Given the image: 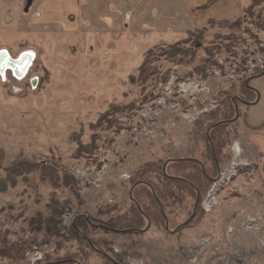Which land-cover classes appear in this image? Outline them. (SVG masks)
Instances as JSON below:
<instances>
[{"label":"rangeland","instance_id":"obj_1","mask_svg":"<svg viewBox=\"0 0 264 264\" xmlns=\"http://www.w3.org/2000/svg\"><path fill=\"white\" fill-rule=\"evenodd\" d=\"M37 10V2L22 10L21 35L0 33V51L13 58L36 54L21 80L7 71L3 81L0 74V121L44 117L42 123L36 117L37 129L17 138L18 145L0 129L4 165L21 151L66 172L75 185L55 186L36 174L0 192V232L26 249L24 260L0 257V264L66 258L112 264L97 251L82 255L78 242L66 239L75 215L107 223L127 213L133 187L144 181L157 189L168 158L196 157L217 172L207 129L224 118L218 104L241 95L256 75L263 76L250 84L260 90V102L240 105L244 119L222 128L215 155L221 180L201 195L216 202L212 208L200 202L199 213L177 232L154 220L142 233L86 225L85 234L123 264H264V126L258 128L264 122V1L253 7L252 0H79L69 27L44 23L45 33L35 35L25 26ZM29 38L40 50L27 47L35 43ZM13 125L19 134L31 126ZM190 192L166 199L172 230L194 210L197 195ZM51 201L67 205L53 235L32 222L50 216ZM250 216L259 233L245 230Z\"/></svg>","mask_w":264,"mask_h":264},{"label":"trees","instance_id":"obj_2","mask_svg":"<svg viewBox=\"0 0 264 264\" xmlns=\"http://www.w3.org/2000/svg\"><path fill=\"white\" fill-rule=\"evenodd\" d=\"M264 0H252V6L255 7L262 3ZM245 83V82H244ZM255 96L253 91L247 87L246 84H244L243 92L241 94L242 97L251 99ZM233 98V97H232ZM229 100V99H227ZM231 101V100H229ZM224 110V118H229V110ZM215 124V123H214ZM228 124H223L220 126H217L211 130V139L214 142L217 158L218 153L221 145V141L223 138V126ZM206 135V134H205ZM207 138V136H206ZM80 141V139H79ZM207 141L209 144H207V150L210 157H213V150L211 143L209 141V138H207ZM81 143V142H80ZM209 145V146H208ZM84 146L80 144L79 148L84 149ZM209 147L211 150H209ZM6 151L3 147L0 146V167H2V171H0V192L5 193L9 189H13L17 186L20 180L28 181L30 177L39 174V177L46 183H51L52 185L58 186L60 183H65L66 185L73 187L75 184V180L73 177H68V175L65 173L62 174V172H59L58 168L56 166H53L52 164L47 163L44 166V163H38L37 161L31 160L27 156L24 155L23 152L20 151V153L16 156L14 160H12L10 163L4 165V159H5ZM189 167H195L200 171V165L197 163H186ZM164 166V164H163ZM177 167L176 162H171L168 164L167 171L169 173H175ZM159 179V186L156 189L154 186V190L156 189L158 197L163 202L164 208L167 207L166 205V199L169 201H173L178 198V196H181L185 190L191 191L193 194H196V191L193 189L191 183L181 181V180H174L170 179L165 176L163 167L161 168V174ZM196 179L200 177V173H195ZM194 183L198 184L199 187L203 190L202 194L205 193V191L208 188L209 181L206 180V185L202 187L198 180L191 179ZM147 182L139 181L136 183V185L133 187V195L135 200L139 201L141 204V198L146 200V203H142L143 207L149 212L152 222L154 220L161 221L165 223V218L160 211L159 205L155 199L152 187L148 186L146 184ZM182 190V191H181ZM190 192V193H191ZM134 203V202H133ZM146 204V205H145ZM153 205L155 206V210L153 209ZM48 207L50 208L51 214L48 218L44 219L42 217L38 219H33L32 222H39L40 226L44 227L43 230L48 231V234L53 235L54 233L57 234L60 232V228H58V225L60 224L59 219L62 215V213L67 209L66 203H60L57 201H51L48 203ZM133 212L132 214L126 213L123 215H119L117 218H113L111 222H107L109 225L112 226H118L120 224L123 227H143V223L145 222L144 218L140 214L138 208L136 205L133 204ZM157 209V210H156ZM200 208L198 209L197 213H199ZM196 213V214H197ZM130 214V215H128ZM196 216V215H195ZM194 216V218H195ZM45 224V226H43ZM87 222L84 219H80L77 221V226H72V228L68 231L67 238L66 239H78L82 246H79L78 251L82 255H87L89 258V250L93 251L91 248L90 243L81 235L78 229L85 230ZM25 245L24 244H18L16 242H12L9 237L7 236V233L0 232V257H8L12 261L16 260H24L25 259ZM101 254V253H100ZM104 256L103 254H101ZM108 259V258H107ZM109 262H111L108 259ZM66 261L56 260V261H50L49 264H64ZM76 264V263H74Z\"/></svg>","mask_w":264,"mask_h":264},{"label":"flooded vegetation","instance_id":"obj_3","mask_svg":"<svg viewBox=\"0 0 264 264\" xmlns=\"http://www.w3.org/2000/svg\"><path fill=\"white\" fill-rule=\"evenodd\" d=\"M262 76L263 75H256V77H252L251 79H250V81H249V85L250 86H252L251 84H250V82L252 81V80H257V79H259V78H262ZM245 84L247 85V82L245 81ZM247 87L248 88H250L248 85H247ZM252 87H254V86H252ZM255 89H253V88H250L252 91H253V93H254V95H255V99H247V98H244V97H242L241 95H234L233 96V98H231V101H229V100H224L223 102H220L219 104H218V107H220V108H223V109H227V110H229V118H222L221 120H219L218 122H216L215 124H213V125H211L208 129H207V134L209 133H211V130L213 129V128H215V127H217V126H220V125H223V124H234V123H237L240 119H244V117H245V115L244 114H242V112H241V110H240V105H244V106H246V107H251V106H254L252 103L253 102H255L256 100H257V98H258V95H259V93L258 92H260V90L257 88V87H254ZM260 94H261V92H260ZM252 97H253V95H252ZM261 98H262V94H261V97H260V100H261ZM260 102V101H259ZM257 105V104H256ZM229 120H232L231 122L229 121ZM209 141H210V143H211V146H212V150H213V157H214V160H215V166H216V169L218 170L217 172H215V171H209L208 169H207V167L210 165V164H205L201 159H198V158H196V157H192V156H184V157H175V158H173V160H171V161H169L168 163H167V165H166V170H164V166H163V171H164V174H165V176L166 177H168V178H170V179H174V180H181V181H185V182H189V183H191V185H192V187H193V189L196 191V193H197V190L198 191H200V193H201V195H202V189L199 187V185L198 184H196V183H194L193 181H191V179H194V180H198L199 181V183H200V185L202 186V187H204L205 185H206V180L207 181H209V183L211 182V184L212 183H215L217 180H221L220 179V172H219V169H220V163H219V161H218V159L216 160V157H215V155H216V149H215V145H214V142L212 141V139L210 138L209 139ZM207 154L209 155V153H208V150H207ZM208 155H206V158H207V160H208ZM186 158H194V159H198L200 162H198V161H194V160H190V159H186ZM168 159H172V158H168ZM167 159V160H168ZM180 159H183V160H180ZM166 162V161H165ZM171 162H176L177 163V167H176V170H175V173H169L168 171H167V167H168V164L169 163H171ZM191 162H193V163H197V164H199L200 165V171L197 169V168H195V167H189V166H187L186 165V163H191ZM165 164V163H164ZM214 166H212V168H213ZM200 173V177H198V179H196V177H195V173ZM218 184V183H217ZM216 184V185H217ZM211 190V189H210ZM182 191V190H181ZM157 195V194H156ZM157 197H158V195H157ZM156 199V198H155ZM158 199L160 200V202H161V204H162V207H163V209H164V212H165V208H164V205H163V202L161 201V199L158 197ZM157 201V200H156ZM134 202V203H133ZM133 202H132V204H131V206H130V208H129V211L127 212V213H131L132 214V212H133V209H132V207H133V204L134 205H136L137 206V208H138V210H139V212H140V214L142 215V217L144 218V220H145V222L144 223H146V226H145V228H143V227H133V226H131V227H123V226H112V225H109L108 223H104V222H95L92 218H91V216H89L88 214H85V213H79V214H76L75 215V217H74V220H73V222L72 223H70V227L72 228V226L74 225V226H77V221L78 220H80V219H84L86 222H87V224L86 225H89V226H91L92 228H94V229H104V230H106V231H108V232H113V233H115V234H124V233H133V232H138V233H142L143 231H146V229H147V227H148V224H150L151 223V225H152V219H151V216H150V214H149V212L143 207V205H141L137 200H135V198L133 199ZM200 202H202V199H201V201ZM158 203V202H157ZM159 205V204H158ZM159 208H160V205H159ZM160 211H161V208H160ZM162 212V211H161ZM126 214V213H125ZM163 214V213H162ZM165 214H166V212H165ZM128 215H130V214H128ZM119 215H116L114 218H117ZM164 216V215H163ZM164 218H165V216H164ZM95 225H101V226H95ZM165 227H166V229H167V231H169V232H172L173 230L169 227V229L170 230H168V228H167V225H166V218H165ZM177 227V226H176ZM175 227V228H176ZM70 228V229H71ZM86 229V228H85ZM79 230V232L81 233V235L88 241V239L87 238H89L91 241H92V243H93V245L97 248V249H99V250H101V251H103V252H105V253H107L108 254V252L107 251H104V250H102L95 242H94V240H92L89 236H87L86 234H85V230H80V229H78ZM76 240V242H78V244L80 245V246H82V244L80 243V241L78 240V239H75ZM89 242V241H88ZM90 243V242H89ZM90 245H91V243H90ZM109 247H112V248H114V246L113 245H109ZM91 248H92V250L93 251H96L94 248H93V246L91 245ZM115 253H117V254H115V255H119V254H121V250H119V249H116L115 250ZM109 255V254H108ZM105 256V255H104ZM110 256V255H109ZM107 257V256H106ZM110 257H112V256H110ZM110 261H111V263L112 264H123L121 261H119V260H117V259H115V258H109V257H107ZM64 261H66V263L67 264H74V263H76V264H80L79 262L80 261H78V260H76V259H69V258H66V259H64Z\"/></svg>","mask_w":264,"mask_h":264},{"label":"crops","instance_id":"obj_4","mask_svg":"<svg viewBox=\"0 0 264 264\" xmlns=\"http://www.w3.org/2000/svg\"><path fill=\"white\" fill-rule=\"evenodd\" d=\"M29 1L31 2L30 8L33 6L34 2H37L38 10L35 12L36 13V16L34 17L35 19H32V21L34 20V22H32V26L28 27L26 24L25 27L28 29V32L30 34H35V35H37L36 33L38 34L45 33L43 31H40L42 27H44L43 26L44 23L55 22L57 24L62 25L63 27H69V24H68L69 15L80 11L79 10V0H27V1L26 0L25 1L24 0H0V33L11 31V33H17L19 35L22 34V31L19 30V28L22 25L21 16L19 17V15H21L22 10H25L26 12L27 3H29ZM24 2L26 3L25 5H24ZM30 8L28 9L29 12H30ZM28 41L35 42V43L32 46L29 45L27 47H33L36 50H40V47L42 45L41 43H37L35 39H31V38H29ZM18 49L16 48V50ZM30 53H32L31 56L33 59V54L35 53L34 52H30ZM32 59L30 57V63ZM37 116L41 118V119L39 118V120L42 123L43 122L42 118L44 117L39 116V115H33V114H31L30 116H26L25 120H22V118L19 116H17V118L15 119V115H14V120L2 118L0 121V129L4 131L5 135L13 138L14 143L18 145L19 139L22 137L21 135H24L27 137L32 134L31 133L32 130L37 129L38 127L37 126L38 118H36ZM13 124L22 125V126H25V124L26 125L31 124V126L26 127L25 128L26 131H24V129H21L23 131H21L19 134L18 133L19 131H17L16 129H13L14 128ZM20 147H21V144H20ZM20 147L19 149L21 150Z\"/></svg>","mask_w":264,"mask_h":264},{"label":"water","instance_id":"obj_5","mask_svg":"<svg viewBox=\"0 0 264 264\" xmlns=\"http://www.w3.org/2000/svg\"><path fill=\"white\" fill-rule=\"evenodd\" d=\"M30 5H31V2L29 1V3L27 4V10L29 9ZM0 54H1V59H0V60H1L4 64H6L7 66H10V67L14 68L15 70H20V68H21V69L23 68V64L21 65V63H20L19 60H16V59H14V58H10V57H8L6 51H0ZM25 56H30V54H25L23 57H25ZM6 57H7V58H6ZM21 62H23V61L21 60ZM0 68H1V67H0ZM250 79H251V78H249V79L246 80L247 85H248L250 88L255 89L254 87H252V86L249 85V81H250ZM258 93H259L258 98H257V100H256L255 102L252 103L253 105L258 104L259 101H260L261 94H260V92H258ZM229 121L231 122L232 120H229ZM262 126H264V122H263L260 126H258V128H261ZM256 128H257V127H256ZM186 159H190V160H194V161H198V162H200L198 159H194V158H186ZM171 160H173V158H172V159H168V160H166V162H165V164H164V170H166V165H167V163H168L169 161H171ZM180 160H183V159H180ZM152 190H153L154 196H155V198H156L158 204L160 205L161 211H162L163 215H164L165 218H166V225H167V228H168V230H170V229H169V222H168L167 215H166L165 212H164V209H163V207H162V204H161L160 200L158 199V197H157V195H156V193H155V190H154L153 188H152ZM200 201H201V193H200V191L197 190L196 202H195V206H194V210H193L192 214L190 215V217H189L186 221H184L182 224L178 225V226H177L172 232H177L181 227H183L184 225H186L188 222H190V221L194 218V216L196 215V212H197V209H198V206H199ZM95 226H101V225H95ZM150 226H151V223L148 224V227H147L146 230H148V229L150 228ZM87 239H88V241L91 243V245L93 246V248H94L97 252H99V253H101V254H103V255L109 257V258H112V257H110L107 253H105V252H103V251L97 249V248L93 245L92 241H91L89 238H87Z\"/></svg>","mask_w":264,"mask_h":264},{"label":"built area","instance_id":"obj_6","mask_svg":"<svg viewBox=\"0 0 264 264\" xmlns=\"http://www.w3.org/2000/svg\"><path fill=\"white\" fill-rule=\"evenodd\" d=\"M1 51H4V50H1ZM30 52H32V51H25V52H23L20 56H18V57H16V58H14V59H16V60H20L25 54H29ZM31 55V54H30ZM7 56L8 57H10V58H13V57H11L8 53H7ZM7 58V57H6ZM35 58V55L33 56V59ZM33 59H32V61H33ZM31 61V64H30V66L28 67V69H27V72L24 74V75H18L17 73H15L14 72V68H12V67H10V66H4L3 68H0V74H1V76H3V81H6L7 80V71L8 72H11L12 73V75L15 77V79H19V80H21L23 77H25L26 75H27V73H28V70L30 69V67H31V65H32V62ZM1 69H3V70H1ZM21 69V68H20ZM18 80V81H19ZM32 87L33 88H36V85H37V79L36 78H34L33 80H32ZM202 203H203V206L205 207V208H209L210 206H209V203H211L210 202V199H209V201H208V205L206 204L207 203V201H202ZM212 208V207H211ZM210 208V209H211ZM250 221V222H249ZM259 225V222H258V219L256 218V217H252V216H250L249 217V219H248V221L246 222V224H244V228H245V230L246 231H248V232H255V233H259V230H260V226H258ZM202 251H203V249H202ZM193 262H196V260L194 259L193 260Z\"/></svg>","mask_w":264,"mask_h":264},{"label":"bare ground","instance_id":"obj_7","mask_svg":"<svg viewBox=\"0 0 264 264\" xmlns=\"http://www.w3.org/2000/svg\"><path fill=\"white\" fill-rule=\"evenodd\" d=\"M29 54H32V53H29ZM35 54H33V56H34ZM30 57H31V59H32V56L30 55V56H25V57H22L19 61H20V63H21V65L23 64V68L22 69H20V70H15L14 69V72L15 73H17L18 75H24L26 72H27V69H28V67L30 66ZM0 59H1V54H0ZM21 60L23 61V62H21ZM30 63V64H29ZM4 66H6V64H4L1 60H0V67L1 68H3ZM7 67V66H6ZM1 70H3V69H1ZM207 201V205H208V201H209V199H207L206 200ZM216 202H211V203H209V206L210 207H213L214 206V204H215ZM242 218H243V216H242ZM229 232H235V230H234V228L233 227H230V230H229ZM231 238V237H230ZM209 239H207V240H205V242L206 241H208ZM207 249V247H204L203 248V251H205Z\"/></svg>","mask_w":264,"mask_h":264}]
</instances>
